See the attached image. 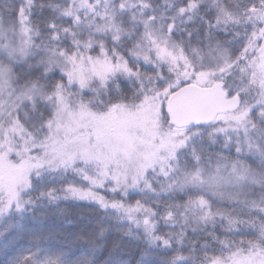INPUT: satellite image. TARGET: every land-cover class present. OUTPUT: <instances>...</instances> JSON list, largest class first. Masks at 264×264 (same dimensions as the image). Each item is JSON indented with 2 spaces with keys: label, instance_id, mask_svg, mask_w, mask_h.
<instances>
[{
  "label": "snow or ice",
  "instance_id": "6c2138e0",
  "mask_svg": "<svg viewBox=\"0 0 264 264\" xmlns=\"http://www.w3.org/2000/svg\"><path fill=\"white\" fill-rule=\"evenodd\" d=\"M0 264H264V0H0Z\"/></svg>",
  "mask_w": 264,
  "mask_h": 264
}]
</instances>
